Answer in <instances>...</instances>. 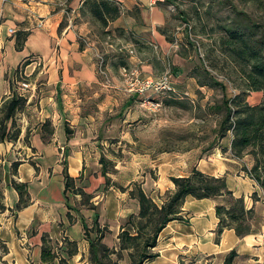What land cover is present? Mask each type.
Segmentation results:
<instances>
[{
	"label": "crops",
	"instance_id": "obj_1",
	"mask_svg": "<svg viewBox=\"0 0 264 264\" xmlns=\"http://www.w3.org/2000/svg\"><path fill=\"white\" fill-rule=\"evenodd\" d=\"M100 1L0 0V115L14 97L26 100L0 141V264H102L103 253L92 248L99 239L121 253L119 264H131L120 235L134 234L130 218L141 211L136 183L162 206L176 190L172 178L194 170L226 178L254 211L251 232L226 228L218 239L217 207L230 205L228 198L189 195L181 218L161 231L158 256L144 264H226L233 250L235 264H264V190L249 174L255 159L233 153L232 132L219 133L212 151L198 158L194 149H160L159 135L151 148L136 145V129L154 126L139 117L154 110L128 92L123 66L148 77L170 69L180 93L205 86L188 72L191 57L167 27L176 0H105L120 9L114 19L105 14L108 24L91 7ZM24 75L31 88H23ZM110 161L121 165L111 170ZM67 175L75 179L69 190ZM15 183L26 184L28 203L20 208Z\"/></svg>",
	"mask_w": 264,
	"mask_h": 264
},
{
	"label": "rangeland",
	"instance_id": "obj_2",
	"mask_svg": "<svg viewBox=\"0 0 264 264\" xmlns=\"http://www.w3.org/2000/svg\"><path fill=\"white\" fill-rule=\"evenodd\" d=\"M165 3L169 5L167 0ZM169 10L171 14L167 27L178 32L182 39V51L191 57L188 72L194 73L201 85L205 86L196 89L192 85L186 90L189 93L174 90L155 94L158 109L146 111V115L138 119L153 123L155 127L137 128L134 136L139 135L143 139L136 140L140 148H151L152 142H156L153 137L156 139L159 135L160 149H194V155L198 158L212 151L213 144L218 142L220 126L227 115V108H221L225 102L234 100L242 92H246L247 101L251 103L259 102L264 97V91H255L250 87V82H254L252 75H258L249 55L240 53L245 47L244 43L236 41L227 30L237 21L264 25V10L257 8L251 0H176ZM169 73L172 75L170 69ZM21 80L33 83L25 75ZM259 80L260 84L264 83ZM232 104L234 106V102ZM3 115L1 113L0 117ZM47 132L51 134L50 129ZM115 149L119 151L117 156L121 157L119 144ZM118 163L110 161L108 168L116 170V164L121 165ZM167 195L168 191L164 193V196ZM89 199L83 196V201L89 202ZM132 231L136 233L134 228ZM132 250L138 254L136 246ZM112 251L110 255L113 254L105 262L119 264L120 253ZM128 251L131 252L130 249Z\"/></svg>",
	"mask_w": 264,
	"mask_h": 264
},
{
	"label": "trees",
	"instance_id": "obj_3",
	"mask_svg": "<svg viewBox=\"0 0 264 264\" xmlns=\"http://www.w3.org/2000/svg\"><path fill=\"white\" fill-rule=\"evenodd\" d=\"M251 1L255 3L257 8L264 10V0ZM91 7L104 24H108V18L105 17V14L114 19L120 12L119 6L105 0L92 2ZM227 30L236 41L240 40L244 43L245 47L240 50V53L244 56L249 55L254 63L255 74L258 76L252 75L254 82L253 84L250 82V87L255 91H264V83L260 84L259 80L264 81V25L260 22L245 24L237 21L236 25L227 27ZM257 35L258 37H256ZM26 36L27 33L25 32L20 35L21 38L18 42L20 48L23 46ZM25 101L22 97H14L7 105L4 115L0 117V141L4 140L7 135L6 122L15 116L18 107ZM222 107L227 108V115L221 123L220 135L223 137L232 132L233 153L237 156L249 154L255 159V165L249 174L257 180L264 190V97L261 103L250 104L247 101L246 92H242L236 95L234 100L225 102ZM18 134L19 131H16L11 137ZM102 161L106 162L107 160L103 158ZM172 179L176 184V190L169 194L168 200L162 206L158 205L139 183H136L132 195L140 200L141 211L139 215L132 216L129 222L136 233L132 234L131 231L125 230L120 235L121 250H131V264H144L145 261L158 256L151 250L157 247L159 235L166 225L172 220L181 218L182 207L189 195L199 199L220 196L228 198L230 205L222 204L217 207L220 218L218 239L226 228L236 229L240 236H245L251 232L250 220L253 218L254 211L247 209L244 198L234 196L228 188L225 177L212 176L194 170L190 176H177ZM74 182L75 179L67 175L66 189L69 190ZM15 186L21 194V201L18 204V208H20L28 203V199H25L26 184L15 183ZM135 246L138 249V254L132 250ZM92 248L94 251L96 250V254L99 251L103 253L100 262L107 264L104 259L110 255L112 248L103 244L100 239L92 242ZM112 252L117 253L116 250ZM44 253L46 257L51 254L47 247L44 249ZM237 255L236 250L231 251L226 259V264H235ZM119 256L121 257V253Z\"/></svg>",
	"mask_w": 264,
	"mask_h": 264
},
{
	"label": "built area",
	"instance_id": "obj_4",
	"mask_svg": "<svg viewBox=\"0 0 264 264\" xmlns=\"http://www.w3.org/2000/svg\"><path fill=\"white\" fill-rule=\"evenodd\" d=\"M164 1L166 0H152L154 4ZM10 31L13 32L14 29ZM100 65L102 71H104V60L102 58L100 60ZM122 74L128 92L141 96L144 106L154 111L159 107V103L155 101L154 94L171 92L174 90L172 75L169 72H165L158 77H148L145 76L138 67L126 65L122 67ZM22 85L25 89L31 87V83L27 81H24Z\"/></svg>",
	"mask_w": 264,
	"mask_h": 264
}]
</instances>
